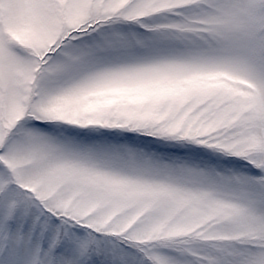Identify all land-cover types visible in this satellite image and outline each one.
Here are the masks:
<instances>
[{"label": "snow or ice", "instance_id": "6c2138e0", "mask_svg": "<svg viewBox=\"0 0 264 264\" xmlns=\"http://www.w3.org/2000/svg\"><path fill=\"white\" fill-rule=\"evenodd\" d=\"M0 264H264V0H0Z\"/></svg>", "mask_w": 264, "mask_h": 264}]
</instances>
